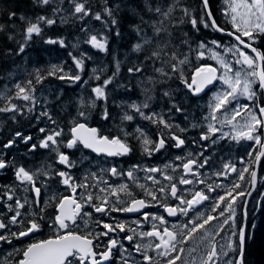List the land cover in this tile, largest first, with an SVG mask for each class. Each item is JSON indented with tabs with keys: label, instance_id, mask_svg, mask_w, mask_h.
<instances>
[{
	"label": "snow or ice",
	"instance_id": "6c2138e0",
	"mask_svg": "<svg viewBox=\"0 0 264 264\" xmlns=\"http://www.w3.org/2000/svg\"><path fill=\"white\" fill-rule=\"evenodd\" d=\"M33 3L39 8L51 7L52 16L41 14L32 19L21 15L18 19L23 26L17 31L14 22L17 17L14 12L11 13L8 19L13 23L9 26L0 24V34L10 28L6 39L15 44V49L10 48L6 53L0 54L23 56L34 37H40L49 45L66 47L64 39L43 36L44 27L54 25L56 16H60L62 23L67 21L68 17L61 15L65 12V0H33ZM67 3L70 15L82 22L81 31L85 33V38L76 41L72 47L78 49L82 42L100 52H106L107 38L92 33L83 22L90 18L101 22L106 28L114 27L118 24L115 12L121 5L117 4L114 9L105 0L102 11L93 12L88 0H67ZM142 3L143 11L148 13L147 19L136 7L130 8L131 15L139 19L138 23L132 25L137 36L132 52L146 54L143 60L128 68V73L133 77L138 74L146 75V67L151 61L156 75H147L146 82L152 85L151 88L144 86V80L139 82L144 93L143 101H133L124 106L126 110L120 116L121 126H118L123 136L104 135L88 123L91 111L99 107L97 102L107 103L108 86L113 84L120 72L119 60L116 61L113 74L91 88V96L78 98L75 115L58 111L63 109L62 88L38 94V86L49 78L68 81L70 86L87 85L88 81L83 80L80 74L84 71L85 60L92 59L86 52L81 51L79 56L69 53L78 70L74 73L66 71L62 64L52 63L46 70L37 68L34 73H29L31 78L0 89V114H11L8 118L13 123L25 119L35 121L33 126L45 124L38 128L40 135L35 138V142L32 135H25L21 131L0 141V171L11 169L14 176L12 185L0 186V203L7 209V214L0 211V243L13 246V252L21 257L16 260V264H245L249 204L246 197L251 196L252 192L241 182L246 181L247 173V183L254 190L258 182H264V178H258L252 164L243 159L240 161L243 167L239 169L235 164L224 163L222 169L214 173L216 177L225 179L230 173L237 174V179L227 188L221 184L207 183L200 170L210 163L211 157L206 155L210 148L225 140L236 143L242 140L253 141L259 151L248 152L250 160L254 159L259 163L264 157V51L255 46L258 37L264 36V0H225L224 15L228 17L232 31H226L217 24L210 11L209 0H199V18L194 14L195 9L183 4L182 0H142ZM177 12L180 13L179 16L176 15ZM185 24H190L196 31L203 24L205 28L211 27L216 32L233 37L236 43L226 46L212 40V47H209L201 41L193 49L187 39L188 33L184 34L179 43L173 38L171 29H179ZM116 35L120 36L121 33L117 31ZM185 46L188 52H185ZM193 51L197 60L207 56L215 61V65L192 66L186 74L185 70L190 64L188 53ZM101 72L103 69L98 71L94 68L90 79L100 81ZM12 75L14 74H10ZM175 80H179L192 96H199L206 89L219 85L210 97L208 114L203 116L204 123H191V128L205 129L201 131L198 140L192 141L193 146L200 150L189 151L184 157L178 155L175 160L181 163L164 166L171 172L182 169L179 185L205 187L181 191L174 182V177L158 167H141L136 164L123 173L116 167L107 169L108 174L113 177L125 175L137 183L144 196L163 208L167 216L175 217L179 214L180 217H188L184 223L173 224L169 228L164 216L144 212L142 221L153 223L151 230L140 231L138 229L143 227L141 221L133 220L131 224H126L116 221L110 213L140 212L150 206L149 200L133 197L127 184L111 186L107 180L102 183L108 186L99 188V192L107 195L94 196L88 190L96 188L97 184L87 181L89 175L94 181L99 177L96 173H90L77 180L72 170L88 158L81 155L79 159H73V153L90 150L98 156L128 155L132 151L128 143L130 136L141 144L143 153L149 156L165 149L169 141L173 142L171 146L174 148L184 147L187 143L184 134L190 128L171 122L173 113H185V108L182 102H177L171 85L162 90V98H166L169 104L167 112H157L152 108L154 96L151 93L156 86ZM242 100L247 103H241ZM65 114L68 119L62 123ZM137 116L165 131L158 133L155 140L141 126H137L132 133L126 131L123 124L133 122ZM109 118L110 113L105 106L101 111V119ZM225 128L229 130L225 131ZM18 143H23L29 154L38 149L45 150L49 153V159L37 167H26L10 155ZM137 171L147 173L145 179L158 187L150 190L145 184L139 183L135 175ZM157 173L169 183L161 185V181L153 175ZM56 178L65 191L71 194L63 195L58 190H52L49 182ZM221 188H224L222 195H210ZM46 192L47 199L42 200ZM122 193L131 199H122ZM109 196L116 199L110 201ZM165 196H170L173 203L166 202ZM240 197L245 199L241 202ZM207 201H212L210 210L201 212L199 206ZM53 205L54 211L48 212L47 209ZM89 208L91 211H88ZM238 208L241 209L239 217ZM94 213L108 217L113 222L97 218ZM157 221L159 226L155 223ZM45 226L52 233L47 239L28 243L22 249L13 245L14 240L34 236ZM121 233L124 235L121 236ZM12 255V252L8 253L9 258ZM0 264H11V260L6 258Z\"/></svg>",
	"mask_w": 264,
	"mask_h": 264
},
{
	"label": "trees",
	"instance_id": "16d2710c",
	"mask_svg": "<svg viewBox=\"0 0 264 264\" xmlns=\"http://www.w3.org/2000/svg\"><path fill=\"white\" fill-rule=\"evenodd\" d=\"M217 1L218 0H209V4L210 11L212 12L214 19L218 20L217 24L220 26V21L217 18V13L220 12L217 8ZM88 2L89 6L92 8V11L97 12L102 11L105 0H88ZM108 2L114 9L116 8L117 4L121 5L120 9L115 12V17L118 21L116 26H109L106 28L101 22L90 18L83 22L88 26L92 33L97 34L98 36L103 35L107 38L108 51L100 52L92 48L90 45L84 44L82 42L80 43V47L78 49H74L72 47L76 41H82L85 38V33L81 31L82 22L70 15V6L67 3V0H65L63 5L65 12H63L61 15L67 16V21L62 23L60 16H56V23L54 25L51 27H44L43 36L44 38L50 37L52 39H64L66 42V47L61 48L59 44L49 45L44 43L43 39L40 37H34L23 56L10 57L0 54V89H4L5 86H8L16 81L27 80L31 78L29 73H34L35 69L37 68L46 70L49 64L52 63L62 64L66 71L74 73L78 70L75 68V65L72 62V57L69 56V53L71 52L73 55L79 56L80 52L83 51L92 57V59L85 60L84 71L80 73L82 79L88 81L87 85L81 86L72 84L70 86L68 81H58L49 78L44 81L43 85L38 86V94L40 92L46 93L49 89L62 88L64 90L63 109H58V111H61L62 114L70 112L71 115H75L76 102L78 98L81 96H84L85 98L91 96V88L96 84L102 83L104 78L111 76L116 70V61L119 60L120 72L116 77V80L113 82V85L111 84L108 86L107 92L109 93L106 105L103 101H98L97 103L99 107L92 111H102L106 106L109 111L113 112V114L110 115V118H120L123 111L126 110L124 106H126L128 103L133 101H143L144 93L142 88L139 87V82L144 80V86L151 88L152 85L146 82L147 75L155 76L156 74L152 70L151 61L148 62V66L146 67V75L142 76L138 74L137 76L133 77L128 73V68L134 64H137L140 60H143V57L146 54L132 52V46L137 41V36L132 30V25L138 23L139 19L138 17L131 15L130 8L136 7L138 10L143 12L145 18H148V13L143 11L142 0H108ZM182 3L192 6L195 9L194 14L197 16V18H199V0H182ZM125 5L128 7H125ZM13 12L17 17V19L14 21L17 31H19L23 26L18 19V17L21 15L31 17L32 19H35L37 15L41 14L52 16L51 7L39 8L35 6L33 0H0V24L9 26L11 23H13V21H9L8 19L9 15ZM176 15L179 16L180 13L177 12ZM105 19H107V17H105ZM200 27L202 28H200L199 31H196L192 29L190 24H185L179 29H171V31L173 32V38L175 42L178 39L180 40L184 38L183 34L187 33L188 31L189 34L187 39L190 41V43H192L197 39V35L203 29L209 28H205L203 24L202 26L200 25ZM227 29L231 30V27H228ZM9 30L10 28H6V32L4 34H0V53H6L10 48L15 49V44L12 41H8L6 39L7 31ZM117 31L121 33L120 36L116 35ZM176 33H179L180 35H177ZM17 39H19V36H17ZM259 44L261 51H264V37L262 38L261 42H259ZM184 50L185 52H188L186 46ZM192 66H195V64L194 62L190 61L188 68L185 70L186 74L190 72ZM94 68H96L98 71L103 69V72L100 73V81L90 79L92 76V70ZM10 74L14 75L10 76ZM118 85H124L125 87H118ZM169 85H171V87L175 90L174 95L176 96L178 103L182 102L181 98H187L189 96L184 90L183 85L180 84L179 80L168 81L166 84L157 85L153 93H151L154 96L152 108L157 112L163 110L166 113L169 107L167 99L162 98V90L168 88ZM15 102L18 104L22 103L21 101ZM0 103H2V101H0ZM10 115L11 114H0V121H2V123H0V141L7 140L16 131H21L25 135L34 136L38 134L39 127L45 126L43 123L33 126L36 124L35 121H29L25 119H20L18 123H13L8 118ZM92 118L100 119L101 114L92 115ZM138 118L139 117L137 116L135 120L137 121ZM67 119L68 116L65 114L63 116L62 123L67 121ZM133 122H125L123 127L125 129L132 128L134 125ZM22 149L23 145H19L12 150L22 151ZM258 176L259 178H264V159L260 165ZM262 204H264V182H259L257 190L255 191L248 206V240L246 242V251L244 257L245 264H264V207H261Z\"/></svg>",
	"mask_w": 264,
	"mask_h": 264
},
{
	"label": "flooded vegetation",
	"instance_id": "af4514ba",
	"mask_svg": "<svg viewBox=\"0 0 264 264\" xmlns=\"http://www.w3.org/2000/svg\"><path fill=\"white\" fill-rule=\"evenodd\" d=\"M211 64L215 65L213 61H210ZM189 100L188 101H182V105L185 108L184 114H172L171 122L174 124H179L180 126H187L190 128V130L184 134V136L187 139V143L184 147L177 149L172 147V141H169L166 148L161 150L160 152H156L152 154L151 156L143 153L141 144L133 139L131 136L128 138V143L130 144L132 151L128 155L124 156H113L108 157L105 155H96L95 153H92L90 150H82L76 151L73 153V159H79L81 155L86 156L88 159L84 161L82 165H78L77 168L72 170V174L74 177H76L77 180H81L84 175L90 174V173H96V175L99 177L98 180H92L91 176L89 175L88 183H95L97 184L96 188L89 189L88 191H91L94 196H104L107 195V193H101L99 192V188H106L108 185L111 186H119L120 184H127L129 187V191L132 192L133 197L135 198H144L149 200V207H146L142 209L140 212L136 213H120V212H113L110 213L111 217H114L116 221H122L126 224H131L133 220L141 221L143 224V227L141 229H138L140 231H148L151 230V221L149 222H143L142 221V214L144 212H147L151 215H162L164 216L168 221V227L171 228L173 224H182L184 223L188 217H180L179 214L175 217H169L167 216V213L164 212L163 208H161L156 202L150 201V198L144 196L143 190L138 187L137 183H135L132 180H129L127 176L121 175L113 177L108 174L107 169L111 167H116L118 171L120 172H127L128 170L132 169L133 165L139 164L141 167H158L162 169V171H167L170 175L174 177V182L177 183L178 188L181 191L189 190L194 191L198 188H204V185H179V175L182 172V169H178L177 172H171L170 169H165V165L169 163L173 164H179L180 161H176V156H186V154L189 151L197 152L200 149L198 147H194L192 141L194 139L198 140V137L201 133V131L205 130L203 128H191L192 122H200L201 124L204 123L203 116L208 114V106L204 105V102L208 101V97L210 95L209 92H205L201 96H192L190 93ZM247 103V101H243V103ZM167 112V111H166ZM110 115L113 114L112 111H109ZM91 114H101V111H91ZM187 117V119H186ZM88 123L91 127H96L100 130V132L104 135H120L123 136V133L119 131V127L121 126V120L120 118H109L108 120L103 119H94L91 117L90 120H88ZM137 126H141L144 128V130L150 135V137L155 140L157 137V134L162 132L157 127L153 126L147 121H142L141 124L134 125L132 129L134 130ZM44 127V126H43ZM151 130L153 132H151ZM165 130L163 129V132ZM40 133L34 135V141L35 138L38 137ZM23 145L22 151L12 150L10 155L14 156L16 160L19 163H23L26 167H37L40 163L47 161L49 159V153H47L43 149H38L35 153L29 154L27 152V147L23 144H17L16 146ZM67 151V150H65ZM250 151H259L258 146L254 144L253 141H240L239 143H236L234 141H221L218 145L214 146L213 148H210L209 152L206 153V155L210 156V163L205 169H201L200 172L203 174L202 178L206 179L207 183L210 184H221L225 188L230 187L231 183L237 179L236 173H230L228 174L227 179L224 177H216L214 175L215 172L222 169V166L224 163H232L235 164L236 167L239 169L243 167L241 165L240 161L243 159L246 162H249L254 167V159H251L248 157V152ZM118 158V159H117ZM119 161V162H118ZM101 164V165H100ZM62 167V166H59ZM137 180L139 183H143L146 186L149 187L150 190H155L157 185H152L149 181L145 179V176L148 175L147 173H144L143 171H137L135 173ZM156 175L157 179L161 181V185L168 184V181H164L162 175L159 173L153 174ZM246 181H242V185L249 190L250 187L247 183L248 174H245ZM191 178V177H189ZM58 178L51 180L49 183L52 185V190L56 191L58 190L60 194L63 195H69L71 194L69 191H65V189L57 182ZM103 180L108 181V185H105L102 183ZM14 183V176L11 169H7L4 171H0V186L4 185H12ZM83 191V190H81ZM239 191V189H237ZM224 188L217 189L215 193H212L213 197H215L217 194H223ZM140 193V194H139ZM158 195H161L157 193ZM235 194V193H233ZM48 196V193L46 192L45 195L42 197V200H46ZM110 201H114L115 197H108ZM121 198L125 200H129L131 198L125 196L123 193L121 194ZM245 197H240L239 201H243ZM165 200L168 203H173L170 196H165ZM178 203V202H177ZM212 201L204 202L203 205L199 206V210L201 212H207L210 210ZM0 211L7 214V209L3 207L2 203H0ZM48 212L54 211V205L49 207L47 209ZM88 211H91L89 208ZM241 209L238 208L237 210V216H240ZM97 218L105 219L107 222L112 223L113 221L109 219L108 217L101 216V214H93ZM82 223V222H81ZM158 224V221L155 222ZM23 226V225H21ZM135 227V225H132ZM162 227V226H160ZM44 231V232H43ZM50 230L45 226L43 227L42 231L35 234V236L30 235L29 237H24L21 240H14L13 245L16 248H24L28 243H32L33 241H39L42 239H47L49 236H51ZM121 236L124 235V233L120 234ZM219 239V238H217ZM187 247V246H185ZM12 252V257H8V253ZM185 257H187V253L185 254ZM6 258L11 260V264H16V260L20 259L21 257L16 255L13 252V246L8 245L6 243H0V262L4 261Z\"/></svg>",
	"mask_w": 264,
	"mask_h": 264
},
{
	"label": "bare ground",
	"instance_id": "6f19581e",
	"mask_svg": "<svg viewBox=\"0 0 264 264\" xmlns=\"http://www.w3.org/2000/svg\"><path fill=\"white\" fill-rule=\"evenodd\" d=\"M147 18V17H146ZM218 18V17H217ZM216 20V22H218V20L217 19H215ZM135 23V22H134ZM220 23V22H219ZM85 24V23H84ZM133 24V23H132ZM201 26H202V24H201ZM96 27V26H95ZM101 28V27H100ZM200 28H202V27H200ZM183 30V29H182ZM180 31V30H179ZM187 31V30H186ZM185 31V32H186ZM183 32V31H182ZM187 33H188V31H187ZM191 33V32H190ZM194 33V32H193ZM177 34V33H176ZM189 34V33H188ZM177 35H180L179 33L177 34ZM184 35V34H183ZM182 35V36H183ZM195 35V34H194ZM184 37V36H183ZM178 38V37H177ZM180 38V37H179ZM194 38V37H193ZM179 40V39H178ZM192 41V40H191ZM190 42V41H189ZM257 48H259L260 49V44H259V42L257 41V43H256V45H255ZM90 48V47H89ZM83 49V48H82ZM261 50V49H260ZM108 51V50H107ZM95 56V55H94ZM97 57V56H96ZM109 65V64H108ZM89 71V70H88ZM90 85V84H89ZM113 85V84H112ZM86 89V88H85ZM109 93V92H108ZM114 98V97H113ZM92 115L93 114H91V116L90 117H92ZM111 136V135H110ZM118 159V158H117ZM119 162V161H118ZM101 165V164H100ZM258 185H259V183H258ZM140 194V193H139ZM252 197H253V195H252ZM252 197L250 198V201L252 200ZM3 205V204H2ZM263 211V210H262ZM44 232V231H43ZM35 236V235H34Z\"/></svg>",
	"mask_w": 264,
	"mask_h": 264
},
{
	"label": "water",
	"instance_id": "95a60500",
	"mask_svg": "<svg viewBox=\"0 0 264 264\" xmlns=\"http://www.w3.org/2000/svg\"><path fill=\"white\" fill-rule=\"evenodd\" d=\"M255 171L257 172V176H258V164H257V166H256V170H255ZM256 186H257V185H256ZM255 189H256V188H255ZM255 189H254V190L251 189L252 194L254 193ZM252 194H251V196H252ZM251 196H248V197H247V200H248V201H249V199H250ZM246 224H247V221H246Z\"/></svg>",
	"mask_w": 264,
	"mask_h": 264
},
{
	"label": "rangeland",
	"instance_id": "374dc122",
	"mask_svg": "<svg viewBox=\"0 0 264 264\" xmlns=\"http://www.w3.org/2000/svg\"><path fill=\"white\" fill-rule=\"evenodd\" d=\"M176 42L179 43V40H177ZM204 59H208L207 56ZM186 101H188V100H186ZM128 132L132 133V132H134V130L129 129Z\"/></svg>",
	"mask_w": 264,
	"mask_h": 264
}]
</instances>
